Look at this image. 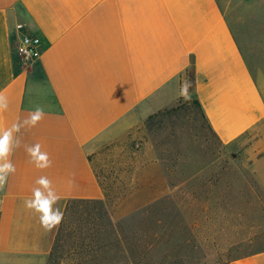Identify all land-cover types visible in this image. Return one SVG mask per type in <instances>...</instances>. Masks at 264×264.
<instances>
[{"label": "crops", "instance_id": "obj_1", "mask_svg": "<svg viewBox=\"0 0 264 264\" xmlns=\"http://www.w3.org/2000/svg\"><path fill=\"white\" fill-rule=\"evenodd\" d=\"M25 34L40 40V57L29 63L14 48ZM182 80L222 146L264 131V94L220 0H0V92L9 105L0 127L37 105L45 112L13 134L7 160L16 171L0 191V264L52 247L56 228L45 231L24 205L41 176L63 212L72 199L104 200L114 179L137 187L119 193L151 194L145 203L162 194L152 183L163 176L146 175L147 164L129 165L126 175L122 164L106 173L97 162L111 145L146 139V120L180 97ZM36 143L50 167L32 162L26 146ZM252 165L263 181L264 151ZM234 264H264V253Z\"/></svg>", "mask_w": 264, "mask_h": 264}, {"label": "rangeland", "instance_id": "obj_2", "mask_svg": "<svg viewBox=\"0 0 264 264\" xmlns=\"http://www.w3.org/2000/svg\"><path fill=\"white\" fill-rule=\"evenodd\" d=\"M220 2L264 94V0ZM255 135L222 146L194 99L180 96L146 120V139L111 145L97 162L102 170L122 164L126 175L129 165H149L146 175L163 176L151 181L160 196L150 204L151 194L127 195L121 207L115 196L114 234L107 233L102 212L75 208L59 233L57 253L52 243L46 254L2 264H234L264 253V179L252 165L264 151V131ZM122 180L114 189L134 191ZM144 231L152 241L147 251L139 248Z\"/></svg>", "mask_w": 264, "mask_h": 264}, {"label": "clouds", "instance_id": "obj_3", "mask_svg": "<svg viewBox=\"0 0 264 264\" xmlns=\"http://www.w3.org/2000/svg\"><path fill=\"white\" fill-rule=\"evenodd\" d=\"M23 27V25H18ZM33 41L28 37H23L20 40L19 51L26 59H30V46ZM189 81L181 83L180 96L185 100L189 99L188 89L190 87ZM8 99L3 92H0V113L8 109ZM45 116L44 108L40 105L35 106V109L30 112L29 116L21 121H17L11 127H0V191L3 190L9 173H15V165L7 160V157L12 154L13 134L19 133L21 128L28 126V128L35 127ZM15 147H20V141L16 140ZM41 145L36 143L34 145L26 146V151L35 162L37 168H48L51 166V161L46 152H41ZM40 185L32 191V198L26 199L24 205L27 209L34 210L39 214V222L45 231H52L57 228L64 219V212L58 205L61 197L55 194L52 190V182L46 177L41 176L37 181ZM71 184L72 182L69 181Z\"/></svg>", "mask_w": 264, "mask_h": 264}, {"label": "trees", "instance_id": "obj_4", "mask_svg": "<svg viewBox=\"0 0 264 264\" xmlns=\"http://www.w3.org/2000/svg\"><path fill=\"white\" fill-rule=\"evenodd\" d=\"M185 79V78H184ZM184 81L182 80V83ZM195 103L198 105L199 107V104L196 100H194ZM200 108V107H199ZM115 184V179L114 181L112 182V185H110L109 187H106L104 188L106 190V192L104 193V200H82V199H72L68 202L66 208H65V211H64V219L62 221V223L59 225L58 227V232L55 236V239H54V242H53V247L52 249L55 251L56 249V253L58 251V249L62 247V245L59 243V233L61 231V229L63 228V226L67 223V221L69 220V215H72L74 214L75 212L73 210H75V208H85V207H88V206H92L95 211H97V214H99L100 212H102V215L104 217V227L105 229L108 230L107 233L109 234H114L116 233V226L112 223V210L111 208L113 207L111 205L112 202V199L116 197L119 198V202L120 204L122 202H124L126 200V196L129 195L128 193H125V196L124 194L122 195L121 193H119L116 189H112L113 188V185ZM154 200V199H153ZM152 202V201H151ZM148 203H150V201H148ZM151 204V203H150ZM120 230H121V227H120ZM146 230V229H144ZM149 232L148 231H144V233L142 235H144V241L141 245H139V248L144 251V250H149L151 247H152V241L150 239H147L149 236L148 234ZM147 237V238H146ZM126 237H124V240ZM141 239H143V237H141ZM116 241V240H115ZM122 241L121 240H117L115 243L118 244L119 246L120 243ZM112 244V243H111ZM110 244V245H111ZM129 244V243H128ZM52 250V251H53ZM53 253V252H52Z\"/></svg>", "mask_w": 264, "mask_h": 264}, {"label": "built area", "instance_id": "obj_5", "mask_svg": "<svg viewBox=\"0 0 264 264\" xmlns=\"http://www.w3.org/2000/svg\"><path fill=\"white\" fill-rule=\"evenodd\" d=\"M23 37H28L30 40L33 41L32 45L30 46V52H31V57L30 59H26L24 55H22L19 51V47H20V41L15 45V51H16V54L17 56L21 59L22 62L24 63H29V62H32V61H35L37 60L39 57H40V51L38 49L39 47V43H40V40L38 37L34 36V35H31V34H25L21 37V39ZM20 39V40H21Z\"/></svg>", "mask_w": 264, "mask_h": 264}]
</instances>
